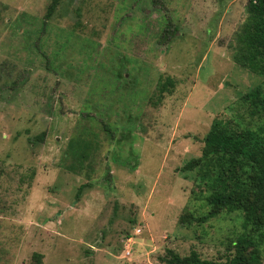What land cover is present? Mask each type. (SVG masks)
<instances>
[{
	"label": "rangeland",
	"instance_id": "374dc122",
	"mask_svg": "<svg viewBox=\"0 0 264 264\" xmlns=\"http://www.w3.org/2000/svg\"><path fill=\"white\" fill-rule=\"evenodd\" d=\"M52 1L0 0V264L225 261L243 212L183 222L210 207L182 167L215 119L264 127L242 98L264 74L236 59L248 0Z\"/></svg>",
	"mask_w": 264,
	"mask_h": 264
},
{
	"label": "trees",
	"instance_id": "16d2710c",
	"mask_svg": "<svg viewBox=\"0 0 264 264\" xmlns=\"http://www.w3.org/2000/svg\"><path fill=\"white\" fill-rule=\"evenodd\" d=\"M60 0H53L46 14L50 18ZM249 18L240 35L237 61L252 71L264 74V0H248ZM177 27L170 22L159 38L160 44L172 42ZM168 78L160 86L164 92L172 85ZM254 106V113L264 111V95L256 86L242 97ZM231 119H215L204 137L203 152L183 167L184 172L198 170L197 180L207 187L203 216H182V221L204 222L217 209L243 212V232L233 240V255L225 261L202 258L196 251L189 255L169 249L162 257L167 264H261L260 247L264 244V127H243ZM189 217V218H188Z\"/></svg>",
	"mask_w": 264,
	"mask_h": 264
}]
</instances>
